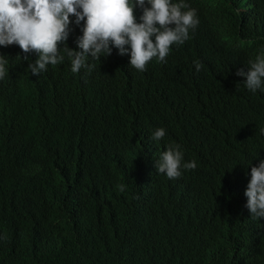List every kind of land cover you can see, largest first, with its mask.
Masks as SVG:
<instances>
[{
	"label": "trees",
	"instance_id": "obj_1",
	"mask_svg": "<svg viewBox=\"0 0 264 264\" xmlns=\"http://www.w3.org/2000/svg\"><path fill=\"white\" fill-rule=\"evenodd\" d=\"M242 1L233 49L210 57L205 36L156 73L127 67L129 81L116 48L72 73L63 48L80 51L86 21L38 76L35 52L0 45V264H264L245 195L264 160V81L253 93L235 75L264 52V0ZM173 144L197 167L169 179L156 164Z\"/></svg>",
	"mask_w": 264,
	"mask_h": 264
},
{
	"label": "clouds",
	"instance_id": "obj_2",
	"mask_svg": "<svg viewBox=\"0 0 264 264\" xmlns=\"http://www.w3.org/2000/svg\"><path fill=\"white\" fill-rule=\"evenodd\" d=\"M244 6L242 0H0V45H18L26 54L35 52L38 59L29 68L32 75L38 76L47 65L63 62L60 45H67L69 25L77 30L86 21L77 41L80 51L63 48L71 61L72 73H79L82 68L91 71L86 62L89 57L101 59L102 53L110 56L116 48L114 54L122 57L127 66L116 64L113 57V71L116 74L123 68L126 74L122 80H126L131 75L127 67L133 73H156L167 63L173 46L189 50L196 47L194 40L205 36L210 38V45L217 46L207 54L210 57L222 48L233 49V37L243 29L234 23L235 13L243 17L247 12ZM251 58L249 70L241 69L235 75L255 93L264 81V52ZM186 63L193 64V59L182 61L177 73L190 74L183 67ZM205 63L212 76L222 77L206 58ZM6 64L7 60L0 56V79L6 75ZM195 64L199 71L202 65L199 61ZM165 135V129L158 128L152 138L160 141ZM183 155L179 145H169L157 161L158 173L175 179L181 175V166L194 170V160L182 165ZM117 187L124 191V185ZM245 195L252 216L264 218V160L251 168Z\"/></svg>",
	"mask_w": 264,
	"mask_h": 264
}]
</instances>
